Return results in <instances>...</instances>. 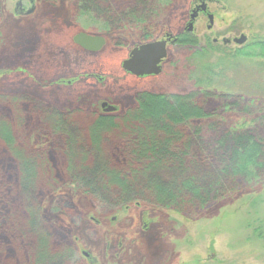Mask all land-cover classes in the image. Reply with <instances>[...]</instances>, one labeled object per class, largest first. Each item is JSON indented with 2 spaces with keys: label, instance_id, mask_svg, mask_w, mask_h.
I'll list each match as a JSON object with an SVG mask.
<instances>
[{
  "label": "rangeland",
  "instance_id": "obj_1",
  "mask_svg": "<svg viewBox=\"0 0 264 264\" xmlns=\"http://www.w3.org/2000/svg\"><path fill=\"white\" fill-rule=\"evenodd\" d=\"M95 1L98 9L89 6L91 11L84 13L81 0H0V95L23 101L18 111L23 112L25 127H19L18 143L47 149L45 161L57 185L52 194L41 188L37 203L48 215L54 197L65 202L53 212L54 222L47 223L53 231L49 245L55 250L71 247L69 264H264V181L186 216L138 201L121 210L94 211L62 172L67 156L59 151L60 144L44 143L54 131L42 125L46 118L41 119L53 114L48 109L102 113V103L120 114L136 105L141 91L199 89L240 96L243 105L255 102L251 115L239 109L220 114L217 130L203 129L204 140L214 142L218 131L244 130L264 116V59L254 46L264 42V0ZM200 1L213 23L208 29L207 16L198 15L191 32L193 46L169 45L157 76L139 78L122 70L132 49L184 33ZM81 32L103 37L102 49L94 54L82 51L72 41ZM241 35L244 44L232 42ZM243 48L252 55L235 56ZM10 106L0 108L4 120L14 116ZM258 131L264 139V128ZM5 154L0 147V161H6ZM12 161L0 164V178L9 183ZM21 199L0 196V218L25 220ZM2 245L7 257L0 252V260L9 264L16 247L3 233Z\"/></svg>",
  "mask_w": 264,
  "mask_h": 264
},
{
  "label": "trees",
  "instance_id": "obj_2",
  "mask_svg": "<svg viewBox=\"0 0 264 264\" xmlns=\"http://www.w3.org/2000/svg\"><path fill=\"white\" fill-rule=\"evenodd\" d=\"M81 2L84 13L91 11L89 6L98 9L95 0ZM176 43L193 46L195 38L184 32L176 37ZM254 46L259 50L257 56L264 59V42ZM243 50L236 51L235 56L252 55ZM242 100L240 96L199 89L187 93L141 91L136 94V105L120 114L48 109L53 114L42 115V120L46 118L42 125L54 132L44 143L60 144L59 151L64 150L67 156L62 172L94 211L110 207L121 210L138 201L186 216L264 181V139L258 134V129L264 128V116L244 130L218 131L214 142L203 138V129H218L222 113L239 109L253 114L255 102L243 105ZM22 103L0 95V108L11 105L14 115L11 120L0 116V147L7 156V162L1 160L0 164H7L9 158L14 162L9 177L12 182L0 178V196H20L25 213V220L0 218V235L3 233L16 247L10 252L8 259L13 260L9 264H69L71 247L53 249L49 245L53 231L47 227L54 222L53 212L65 206L64 200L54 197L48 215L37 203L41 188L52 194L57 185L45 161L47 149L29 148L17 141L22 132L19 127H25L23 112L18 111ZM6 249L0 246L1 254L7 257ZM0 264L7 263L0 260Z\"/></svg>",
  "mask_w": 264,
  "mask_h": 264
},
{
  "label": "water",
  "instance_id": "obj_3",
  "mask_svg": "<svg viewBox=\"0 0 264 264\" xmlns=\"http://www.w3.org/2000/svg\"><path fill=\"white\" fill-rule=\"evenodd\" d=\"M20 5L21 4L18 2L16 7L18 8ZM205 9L206 5L204 2H201L198 7L192 10L189 22L185 29L186 32L191 33L193 31V22L197 17L198 10L205 11ZM207 19L209 22L207 28L210 29L213 23V16L209 14ZM173 39L175 38H173L172 35H166L164 39L148 42L132 49L128 58L122 62V70L135 77L159 75L162 68L161 64L167 55V43L172 44L171 40ZM72 41L76 46L87 52H98L105 44L103 37L89 35L83 32L74 35ZM245 41L246 38L243 35L232 40V42L237 45H242ZM100 106L104 113L115 112V108L106 103H102Z\"/></svg>",
  "mask_w": 264,
  "mask_h": 264
},
{
  "label": "flooded vegetation",
  "instance_id": "obj_4",
  "mask_svg": "<svg viewBox=\"0 0 264 264\" xmlns=\"http://www.w3.org/2000/svg\"><path fill=\"white\" fill-rule=\"evenodd\" d=\"M201 2H204V1H201ZM201 2H199V4H197L196 6H195V8L196 7H198L200 4H201ZM21 4V3H20ZM204 4H205V2H204ZM206 5V4H205ZM19 8V10H22V8H21V5L18 7ZM194 8V9H195ZM192 12V11H191ZM199 14H205L206 16H208L209 14H207V8L205 9V11H201V10H198V12H197V17H198V15ZM196 17V18H197ZM173 38H175V39H173V40H171L172 41V44H174L175 42H176V37H174L173 36ZM214 42H216V41H214ZM172 44H170V43H167V47L169 46V45H172ZM81 49V48H80ZM82 50V49H81ZM82 51H84V50H82ZM84 52H87V51H84ZM87 53H97V52H87ZM162 65V64H161ZM161 70H162V68H161ZM144 77H148V76H144ZM143 77V78H144ZM139 78H142V77H139ZM102 113H104L103 112V110H102ZM114 113H116V110H115V112H112V113H104V114H108V115H110V114H114Z\"/></svg>",
  "mask_w": 264,
  "mask_h": 264
}]
</instances>
